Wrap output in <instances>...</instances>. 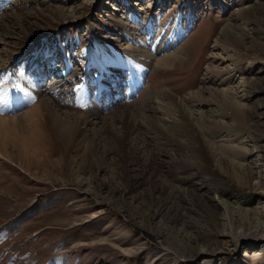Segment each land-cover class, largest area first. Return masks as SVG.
<instances>
[{"label": "rangeland", "instance_id": "1", "mask_svg": "<svg viewBox=\"0 0 264 264\" xmlns=\"http://www.w3.org/2000/svg\"><path fill=\"white\" fill-rule=\"evenodd\" d=\"M0 8L1 18L23 16L0 31V93L39 55L50 73L41 98L47 94L55 106L72 102L92 120L100 117L87 131V145L67 158L58 152L27 170L0 156V264H264V239L249 236L236 247L227 244L222 257L195 255L200 246L222 244L232 227L248 229L258 216L264 219V62H241L243 75L255 80L242 108L222 93L226 72L216 67L234 66L214 48L216 39L228 44L245 36V54L260 55L264 0H0ZM122 19L130 24L122 26ZM156 29L171 39L168 54L185 48L183 63L156 72L131 62L112 69L119 76L98 69L85 74V48L99 40L113 53L128 36L154 41ZM54 64L64 78L52 76ZM133 73L144 83L127 95ZM55 81L66 83L65 94L49 92ZM82 82L89 85L88 100L79 96ZM104 82L110 91L94 102L112 106L95 115L91 100ZM161 91L183 99L185 112L176 103L172 116L163 113ZM114 92L124 93L123 100ZM34 96L16 115L40 102ZM125 105L140 108L136 126L107 118ZM160 122L165 126L153 127ZM242 140L246 156L215 145L239 148ZM221 202L231 205L232 220Z\"/></svg>", "mask_w": 264, "mask_h": 264}, {"label": "bare ground", "instance_id": "2", "mask_svg": "<svg viewBox=\"0 0 264 264\" xmlns=\"http://www.w3.org/2000/svg\"><path fill=\"white\" fill-rule=\"evenodd\" d=\"M22 17L23 16L18 15L16 12L10 13L3 18L0 17L1 18L0 19V31L8 30L12 25L16 23L18 24V22L22 21ZM120 24L122 26H124L125 24L126 26H128L130 23L128 22V20L122 19ZM230 29H235V28L233 27ZM252 29L253 28H251V30ZM251 30L250 28L248 29V31H251ZM155 33H156V38L154 41L147 40V39L146 40L135 39L132 36H128L127 45L119 44L117 47L113 46L112 47L113 53L108 52L107 48H105L102 42L98 40L95 43V46H90L89 48H85L83 50L82 55L85 57V59H89V65L85 69V74L92 72V69H96V70L98 69L100 73L103 74V76H104V73L112 74L114 73V71H115V74L118 75L120 71L112 70V69L116 66H119L122 68V65L132 66L131 62L135 64H139L144 68L145 66L146 67L148 66L151 69H155L156 72L161 71V70L168 71L178 66L179 62L180 64L183 63L185 61L184 56L186 54L185 48L183 50L182 49L178 50L174 52L173 54H168L169 49L167 50L168 48L167 46L169 45V42L171 39L167 37L166 31L164 30L156 29ZM236 36L237 35L234 36V40L229 39L230 43L227 42L228 44H221L220 39H216V41L214 42L215 43L214 48L219 49L224 54H226L225 56H228L227 58H229V62H231L232 66H234L233 68H231L230 66H227V68L225 69L216 67V70L222 73L226 72V75L224 77L225 79L223 80V83H222L223 95L226 98H228L231 101V103H234L238 105L239 107L243 108L245 105L243 104V102L245 101L247 97L249 98V92H247L248 88L250 87V85L254 86L255 80L253 81L252 78L245 77L243 75L244 73H242L241 62L243 58H247L250 61V64L256 61L264 62V50L263 52L260 51L262 52L260 55H258V52L252 53L250 55L249 54L246 55L245 51L248 48V43L245 39V36H240L241 38L240 40L235 39ZM99 48H103V50L102 49L100 50ZM2 50H0V59L3 55ZM126 59L130 60V62L126 61ZM0 62H2L0 65L5 63L3 60ZM69 67L70 65L68 64L67 69ZM210 67H211V64H210ZM55 71L56 72H54L52 76L61 75L60 78L61 77L64 78L65 71L60 74L58 70H55ZM49 74L50 73H47L45 69L42 68V66H39L38 71L33 76L38 77L39 80H42V79H45ZM85 80H87L88 82V79L85 78ZM33 82L34 81L32 77H30L29 75H24V79H23L24 84L22 87V91L20 92L21 99H23L22 101L25 103L24 105L26 107L28 103L32 100V97L38 94L40 95L39 97L40 102L34 105L31 109L19 115L15 114L12 117L0 116V156L5 158L8 161L16 162L21 168H25L27 170L31 169L34 164L43 166V164L46 163V161H52L53 156L58 155V152H59L60 158L62 159L67 158L72 153H77L84 146L85 143H88L87 131L89 130V128H91L90 126L95 125L96 123L94 121L98 120V118L100 119V117L96 116L92 120L90 117L86 116L81 111L82 109H77L73 107L75 106V104L72 102L70 103L67 101L66 102L67 104L57 103V105L59 106L58 107L57 105L55 106L53 104L54 103L53 101L55 100L51 98L50 99L47 98L46 97L47 94L46 96L43 95L41 98V91L36 87V85ZM57 82L58 81L53 82L54 85L50 87L49 92H54L59 96L65 94L66 88L68 86L63 88V86L66 85V83L59 82L60 84L56 85ZM129 82L131 83L130 90L135 89L137 86L144 83L143 80L137 74L134 75V73ZM100 85L101 86H100L99 93L97 94V98L94 100H91L93 110L94 112H96L95 115H98V113H100V111L104 109V107L108 109L110 108V105H111V104H107L108 100H106L105 103H101V104L98 102H94V101H97L98 98H102L105 93L110 91L109 90L110 87L107 82H104L103 85L102 84ZM79 88L81 89L80 90L81 93L79 96H81L84 100H88L90 98L89 93L85 91L84 93H82L81 85ZM76 90L74 93L75 96H76V93L79 94L78 92H76ZM113 94L116 95L117 92H114ZM157 97L160 99L163 98L160 101V103L162 104H160L159 106L160 110L163 113H168L172 116L171 112L174 108L175 109L179 108L182 110H184L185 108V106L183 108V105H181L182 104L181 102H183L182 101L183 99L181 98L179 99L178 97H175L173 94L170 93V91L158 92ZM164 99H169V100L165 102L166 100ZM171 99H173L174 102H171L172 101ZM74 101L76 100L74 99ZM78 101L76 102V104L80 103ZM56 102L57 101H55V103ZM176 103H178L177 108L175 106ZM20 104L21 102H18L15 105L18 106ZM15 105H10L9 109L14 110L13 107ZM157 105H159V103ZM165 106H168V110L164 112ZM139 109L140 108L138 106L135 109H133L130 107V105H125L123 107V110H121V112L119 113L115 112L112 116H108L107 118H109L110 120L114 117V119L116 118L117 121L119 122L126 121L127 123L128 121L131 122V120H133L132 124L133 126H136L137 119H138L137 113L139 112ZM141 114L142 113H140V115ZM156 115L157 114H155V116ZM106 119L105 121H108ZM158 122H159V118H158ZM168 123L173 124L172 121L171 122L169 121ZM163 126H165L164 122L162 123L160 122V124H157V126L155 124L153 127L155 128L158 127V129H161ZM169 126H175V124L169 125ZM175 128L176 127H174V129ZM246 142L247 141L239 142V145L241 144L240 146L238 145L239 148L229 147V146L225 147L224 144L221 143L220 141L217 142L218 144L215 142L214 143L215 145H217V147H219L222 150L223 153H227V152H229L230 154L243 153L242 156L243 155L246 156L248 154L247 153L248 150L246 149V144H247ZM86 145L87 144H85V146ZM9 148L10 150L12 149L14 153L16 154L14 155L13 152H10ZM220 205L224 208V210L227 211L226 213L229 215L228 219L232 220L231 215H233L234 212L232 211L228 212L229 208L232 209L231 205L227 204V202H221ZM258 217L256 220H254L255 222L254 226L248 223L250 225L248 226L250 227L248 229L244 227H240V226H239L240 228L232 227L229 233L223 234L222 236H225V239L223 240V243H222L223 245L217 244L214 247H206V246L201 247L199 245L200 247L196 249L195 255L204 256L205 259H212V258L215 259L217 257H222L223 255H226L228 251H230L231 248L226 247L227 244L231 245V247H236L239 244L240 239H243L246 236L252 237L253 239H264V219L262 220L261 216H258Z\"/></svg>", "mask_w": 264, "mask_h": 264}]
</instances>
